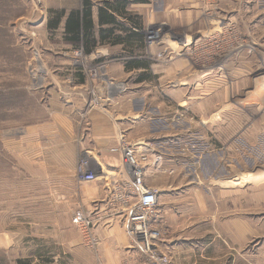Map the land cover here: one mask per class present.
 Instances as JSON below:
<instances>
[{"label":"crops","instance_id":"1","mask_svg":"<svg viewBox=\"0 0 264 264\" xmlns=\"http://www.w3.org/2000/svg\"><path fill=\"white\" fill-rule=\"evenodd\" d=\"M55 4L49 7L47 19L52 16L51 9L68 12L75 8ZM96 14L93 8L95 24ZM47 19L39 20L46 28ZM64 19L57 28L47 29L54 45L46 51L33 49L29 65L34 71V90L45 96L48 113L36 125L50 124L48 148L60 151L54 158L59 167L66 165L60 173L48 176L53 189L45 194L52 212H59V197L85 208H98L95 233L99 243L96 256L88 250V264H146L139 244L126 233L123 214L117 215L105 202L113 190L109 181L126 176L119 175L123 172L120 155L112 150L121 141L147 150L143 180L157 190L161 219L156 245L169 255L172 264H264V221L251 218V213L264 212V115L250 111V99L244 98L245 106H235L230 95L219 93V89L192 95V115L187 114L184 102H189L191 95L181 94V79L171 86L160 83L167 92L163 87L154 90L155 86L153 91L140 89L157 72L149 63L145 78L136 80L141 68L127 70L123 61L115 58L122 52L121 44H99L84 54L91 60L108 59L106 71H115L105 77H89L82 64L74 63L77 48L65 36ZM168 69L181 71V61ZM131 75L135 85L127 82ZM96 92L105 107L87 114L89 127L83 133L78 119ZM74 137L78 138L75 145ZM81 148L94 152V168L101 166L104 171L101 179L86 182L70 197L75 150ZM34 149L41 150V143L34 140ZM64 158L67 162L61 164ZM25 175L28 180L41 181V175L34 172ZM42 196V190L28 195L40 200ZM251 242L257 247L253 253Z\"/></svg>","mask_w":264,"mask_h":264},{"label":"rangeland","instance_id":"2","mask_svg":"<svg viewBox=\"0 0 264 264\" xmlns=\"http://www.w3.org/2000/svg\"><path fill=\"white\" fill-rule=\"evenodd\" d=\"M145 1L128 6L143 23L146 47L142 57L157 72L140 89L153 91L155 86L154 90L163 87L167 92L160 83L177 84L180 78L181 94L191 95V100L184 102L187 114L192 115V95L219 89V93L230 95L235 106H245L244 98L250 99V111L264 115V0H228V5L226 0ZM53 3L76 8L81 0H0V264H17V260L22 264L89 263L91 248L83 243L71 221L77 201L72 204L70 199L59 197V212L53 213L45 194L53 189L48 176L60 173L66 165L59 167L54 158L60 151L48 148L50 124L36 125L48 113L45 96L34 90L29 62L33 49L46 51L54 45L48 28L39 22L47 19ZM115 58L123 61L120 55ZM107 60L76 54L74 63L82 64L87 76L100 78L115 72L106 71ZM176 61H181V71L169 70ZM134 75L127 77L131 85H135ZM99 95L96 92L90 97L97 98L99 105L88 112L104 106ZM34 140L41 143V150L34 149ZM77 140L74 137V145ZM18 146L25 149L18 150ZM80 153V149L75 150L76 163ZM99 171L102 175L104 169L99 166ZM33 172L41 175L40 182L28 180L25 174ZM73 177L70 197L86 183H76L75 167ZM33 190H42L41 200L28 197ZM251 218L264 221V212L251 213ZM256 248L251 242V253Z\"/></svg>","mask_w":264,"mask_h":264},{"label":"built area","instance_id":"3","mask_svg":"<svg viewBox=\"0 0 264 264\" xmlns=\"http://www.w3.org/2000/svg\"><path fill=\"white\" fill-rule=\"evenodd\" d=\"M76 54H82L80 50ZM99 105L97 98H90L85 111L78 119V127L81 132L88 130L89 122L87 114L89 109ZM79 140L82 135H78ZM81 153L75 166V180L77 184L99 180L101 171L95 169L90 161L92 151L81 148ZM120 155L124 178L119 177L117 181L110 180L109 185L113 190L107 195L105 202L113 208L117 215L123 214L126 233L136 241L145 256L146 264H171L168 254L162 252L156 242L161 234V219L157 208V190L144 183V173L147 164V150L138 149L136 146L121 141L117 147L112 149ZM99 172V173H98ZM98 208L91 206L85 208L79 204L72 211L71 221L78 227L83 243L97 253L99 237L95 233L98 224Z\"/></svg>","mask_w":264,"mask_h":264},{"label":"trees","instance_id":"4","mask_svg":"<svg viewBox=\"0 0 264 264\" xmlns=\"http://www.w3.org/2000/svg\"><path fill=\"white\" fill-rule=\"evenodd\" d=\"M145 0H81L78 8L68 12L65 9H51L47 19L49 30L57 28L64 19L66 38L84 54H89L99 44H121L124 67L127 70L141 68L136 80L146 76L149 62L142 57L146 47L143 23L140 15L128 10L131 3ZM97 10L96 24L93 20V8ZM17 264H22L20 260Z\"/></svg>","mask_w":264,"mask_h":264},{"label":"bare ground","instance_id":"5","mask_svg":"<svg viewBox=\"0 0 264 264\" xmlns=\"http://www.w3.org/2000/svg\"><path fill=\"white\" fill-rule=\"evenodd\" d=\"M90 164L93 166V164H92V160L90 161ZM94 167V166H93Z\"/></svg>","mask_w":264,"mask_h":264}]
</instances>
